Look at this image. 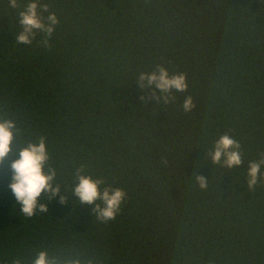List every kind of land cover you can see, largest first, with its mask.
I'll return each instance as SVG.
<instances>
[{"label": "trees", "instance_id": "obj_1", "mask_svg": "<svg viewBox=\"0 0 264 264\" xmlns=\"http://www.w3.org/2000/svg\"><path fill=\"white\" fill-rule=\"evenodd\" d=\"M29 2L0 0V118L16 122L14 152L43 135L54 183L70 189L83 165L127 195L107 223L70 192L25 218L5 160L0 264H31L41 250L82 264H264V180L246 185L264 154V0H39L59 21L47 48L42 32L15 39ZM157 65L186 75L168 104L136 80ZM225 133L239 167L211 162Z\"/></svg>", "mask_w": 264, "mask_h": 264}, {"label": "clouds", "instance_id": "obj_2", "mask_svg": "<svg viewBox=\"0 0 264 264\" xmlns=\"http://www.w3.org/2000/svg\"><path fill=\"white\" fill-rule=\"evenodd\" d=\"M9 5L13 9L17 8V0H9ZM43 12H48V15L42 16ZM18 20L22 29L15 36L18 44L30 45L36 33L42 32L45 39L40 43L46 48L49 47L48 39L59 21L54 12H49L47 4H40L39 0H30L19 12ZM136 80L141 89L147 87L158 90L156 98L165 104L175 99L172 95L173 91L185 92L188 87L184 73L170 75L163 65H157L150 73L140 72ZM182 108L185 112L194 108L190 95L184 98ZM17 131L14 120L0 118V165L5 160L10 161L11 177L8 188L14 197V206H19L22 216L32 218L34 214L47 213L49 211L47 203L41 202L42 197L50 201L58 196V203L64 205L70 192L72 201L75 200L81 207L94 205L92 212L99 222L107 223L115 219L122 202L126 199L127 194L123 189L106 185L103 178L94 179L85 173L83 165L75 169V183L70 189H65L60 183H54L57 176L56 169L49 166L45 171L50 159L46 137L41 135L35 141H28L25 146L14 152L13 140ZM14 155L15 159H13ZM209 155L213 165H220L225 169L239 167L243 163L239 142L227 133L214 142ZM262 165H264V154L261 155V159L248 163L247 189H253L257 185L258 177L264 180V173L260 171ZM208 181L202 176L195 175V182L200 189L207 188ZM62 188L63 194H61ZM11 264H21V261L13 259ZM31 264H82V262L79 258L60 261L55 256L50 257L46 250H41ZM86 264H92V260L89 259Z\"/></svg>", "mask_w": 264, "mask_h": 264}]
</instances>
